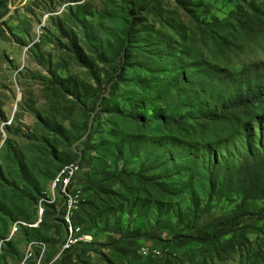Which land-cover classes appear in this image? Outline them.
Here are the masks:
<instances>
[{
	"label": "rangeland",
	"instance_id": "1",
	"mask_svg": "<svg viewBox=\"0 0 264 264\" xmlns=\"http://www.w3.org/2000/svg\"><path fill=\"white\" fill-rule=\"evenodd\" d=\"M255 81L264 0H0V264H68L59 169L72 161L69 194L87 200L72 224L94 238L77 264H264L263 202L227 256L168 231L234 211L237 198L211 196L210 168L264 146V99L216 115ZM139 217L165 245L115 251Z\"/></svg>",
	"mask_w": 264,
	"mask_h": 264
},
{
	"label": "trees",
	"instance_id": "2",
	"mask_svg": "<svg viewBox=\"0 0 264 264\" xmlns=\"http://www.w3.org/2000/svg\"><path fill=\"white\" fill-rule=\"evenodd\" d=\"M257 81L254 82L255 86L251 89L252 95L240 93L241 95L229 100L231 103L224 102L220 114L216 115V119H220L225 114H232L239 108L246 107V109H249L254 103H260L264 99V89H262V84H256ZM245 82L248 84L247 88L249 90L250 86L253 85L252 80L245 78ZM58 132L59 135L65 134L63 129H59ZM249 145L251 147V144ZM72 163L80 166L77 161H72L63 164L59 171H63L66 166L71 165ZM80 172L81 166L76 177L78 180L77 187L82 185L80 182L81 177H79ZM209 187L211 196L218 200L225 197L233 200L237 198V201H233L236 203L234 211L230 215L188 228L190 230L188 234H178L173 228H169L170 240L172 244L179 246L180 248L193 244L201 246L205 251L209 249L221 251L225 254L224 256H227L229 252L235 251L240 245H242V241L246 238V232L250 230L249 225L245 224V219L251 214V204L257 202L264 203V146L256 153L250 154L248 152L245 154L239 167L233 171L228 170L222 165H212L209 174ZM70 188V191H72L74 183ZM86 202L87 200L85 198V202H83L80 210L75 215L74 222L77 226H81L76 223V219L82 212ZM262 210L264 214V206ZM65 214L66 211L64 210L62 218L63 223ZM257 217L262 218L260 215ZM143 223V217L136 218L131 229L122 233H117L119 238L110 237V244H112L111 247L115 251L128 254L135 252L134 248L137 247L139 240L157 239L159 244L165 245V243L161 241V233H158L157 231L153 230L141 235L139 231L142 230ZM84 233L86 235H91V233L86 231H84ZM92 244H82L65 252L64 263L77 264V262L82 260L83 251L86 248L91 247ZM142 247L143 246L138 249V254L143 250L149 252L150 256L158 254L156 252L158 249L156 248H154L156 249L155 251H151L149 247H143V249L140 250ZM224 247L225 249H223ZM86 252L87 251L85 250L84 253L86 254Z\"/></svg>",
	"mask_w": 264,
	"mask_h": 264
},
{
	"label": "bare ground",
	"instance_id": "3",
	"mask_svg": "<svg viewBox=\"0 0 264 264\" xmlns=\"http://www.w3.org/2000/svg\"><path fill=\"white\" fill-rule=\"evenodd\" d=\"M68 169H74V171H68ZM79 171H80L79 165L72 163L71 165H68L63 169V171L61 172L60 178H59L60 184L64 186L63 193L65 196V199H64L65 202H70V197H75V202H76V207H68V209L66 210V214H65L66 223H68V227L69 225L71 226L70 227V239L67 242V245L65 246L66 251H69V248L72 247V245L76 241L81 244H89L91 243V240L94 239L93 237L89 235H84L85 233L82 234L81 233L82 229H78L76 226L74 227V225L72 224V220L75 217L76 212L81 208L80 204L85 202V196H84L83 191H79L78 189V191H75L74 193L69 194V190H68L69 187L72 186L73 180L77 176ZM65 175H66V179H64Z\"/></svg>",
	"mask_w": 264,
	"mask_h": 264
},
{
	"label": "built area",
	"instance_id": "4",
	"mask_svg": "<svg viewBox=\"0 0 264 264\" xmlns=\"http://www.w3.org/2000/svg\"><path fill=\"white\" fill-rule=\"evenodd\" d=\"M68 171H74V169H68ZM64 179H66V175H65ZM76 186H78V182H76V185L74 187H76ZM68 207H76L75 197H70V202H64V210H67ZM93 242H94V239H92L91 243H89V244H92ZM89 244H84V245H89ZM79 245H82V244L78 243L76 241V242H74L72 247L69 248V250H71L72 248L79 246ZM142 249H143V247L140 250H142ZM34 254H35L34 248H29V260L34 257Z\"/></svg>",
	"mask_w": 264,
	"mask_h": 264
}]
</instances>
